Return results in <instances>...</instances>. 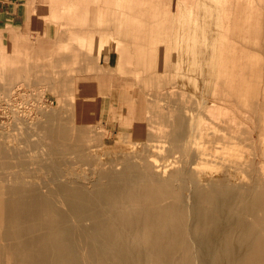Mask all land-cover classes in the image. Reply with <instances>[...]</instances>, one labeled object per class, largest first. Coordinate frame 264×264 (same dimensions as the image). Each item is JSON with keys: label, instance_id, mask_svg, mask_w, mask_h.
I'll return each instance as SVG.
<instances>
[{"label": "bare ground", "instance_id": "1", "mask_svg": "<svg viewBox=\"0 0 264 264\" xmlns=\"http://www.w3.org/2000/svg\"><path fill=\"white\" fill-rule=\"evenodd\" d=\"M234 1L183 0L193 25L201 17L196 27L201 40L190 25V41L178 2L161 14V26L158 18L142 17L135 4L143 0H116L115 20L131 38L135 64L150 71L138 72L135 86L125 99L121 92L115 106L101 87L91 85H107L112 73H84L65 61L63 74L36 54L13 57L0 44V80L10 82L17 71L41 72L68 92V101L50 109L41 105L40 116L24 125L11 102L12 88L0 86L9 118L0 119V264H264L262 70L254 99L248 88L237 92L245 122H251L244 130L231 106L222 111L218 103L187 98L183 90L167 88L169 79L157 70L171 59L213 99L221 91L232 94L235 89L220 87L216 77L232 82V67L238 65L226 55L235 50L227 32L245 36L244 27L258 26L261 13L252 0ZM161 32L164 36L146 48ZM108 38L78 41L100 54ZM46 64L50 76L44 74ZM158 94L167 98L165 106ZM26 136H32V154L19 151L18 138ZM243 140L252 155L240 148ZM215 141L221 151L209 153L208 142Z\"/></svg>", "mask_w": 264, "mask_h": 264}, {"label": "rangeland", "instance_id": "2", "mask_svg": "<svg viewBox=\"0 0 264 264\" xmlns=\"http://www.w3.org/2000/svg\"><path fill=\"white\" fill-rule=\"evenodd\" d=\"M137 1L138 0H135V2ZM155 1L157 2V0H143L142 3L135 4L137 9H142L141 13L144 15H142V17H144L148 22L152 19H156V22L159 20L160 22L158 21L159 23L157 22V24H161V26H163L164 20L162 18L165 13L164 11H167L169 7L173 8L175 6V3L178 2V4H180L179 9L185 10L181 23L183 26L187 27L185 29H188V34L185 30H183V34L185 33V38L188 37L189 40H192V38H190L191 28L192 32L195 33L196 37H199L201 40V35L203 34H198L199 30L196 28L199 26V23H201V17H195L196 24L193 25L191 23L193 19L192 17H188L189 14L187 12V9H185L186 7L183 4V0H158V4ZM252 1L253 5L257 6L261 10L259 18L260 22L258 23V26L254 25L256 24L255 22H251L249 23L250 25L245 26L244 30L248 29L247 32L244 33L245 36L241 34H231L229 33L230 31L227 32V37L235 46V50H227L226 55L229 58L234 59V61L237 60L238 62L237 66L232 67L234 72L233 81L229 83L225 81L223 77L221 78L220 75L216 76L219 80L218 85L220 87H232L235 89L233 90L232 94L224 95V91H221L218 99H213L211 94H205L200 90L199 84L192 85L189 82L188 69H181L172 65L171 59L169 60V65L157 69L161 71V74H159L160 78L163 79V77H165L166 79H169V82L165 85L167 88L176 91L183 90L184 92H186L187 98L188 94H190L191 96L198 97L201 101L208 102V104L218 103L219 108L222 111H228V106H231L236 117L238 116L235 121L237 123L236 125L242 127L241 130L246 129V125L251 122H245L246 111H244L243 104L239 103V97L237 93L239 91V87L248 88V93L250 94L249 100L254 99L252 97L254 89L257 85L260 86V83L256 79L259 70H262V72H260L263 75L261 77L263 83L259 87V90H262L263 88L261 87L264 86V0ZM152 2L154 4H152ZM234 2V0H231L232 4H234ZM46 3H50V6H48V10L46 12L44 26L39 28L42 33L30 36L28 38H24L20 43L16 41V45L12 38L3 37L0 32V44L5 47V49H7V52L10 55H13V57H22V55L26 52H29V54L33 53L40 57V61L51 63L54 69L60 70L62 73L63 71L65 72V68L68 66V64H65V61L74 62L72 63L75 68L74 70L83 71L84 73L87 71L98 72L101 71L100 69H104L107 72L112 73L114 77L112 81H108V83H111V87H108V83L107 85L103 83L97 85L95 82H92L91 85L94 88H97L98 86L101 87L104 92V99L110 100L114 106L117 105V103L119 102L118 98L121 92L124 93L125 99L128 95L129 90L135 86L134 79H136V74L138 75V72L142 74L143 71V75H145L150 70L144 67L141 68L140 65L135 64L136 55L132 52V49L130 47L132 42L131 38H129L124 33L122 27V29L120 30V27L118 26L117 21L115 20V17L120 10V6L118 5V3H116V0H46ZM229 3L230 1L227 4ZM193 9H195V6H193ZM172 18H175L174 15H172L170 18L171 29L174 26L173 24L175 22V20ZM190 25L191 27L189 28ZM258 27L260 30L259 32ZM210 28H212V26L206 27V29L208 30H210ZM161 34L162 32L159 35L153 37V41L151 40L150 42H146L145 47L151 48L154 44H156L154 42V39L162 38V36L164 35ZM88 36H109L108 42L100 54L97 53L96 47H92L89 50L85 45H83L84 47L81 46L78 41V37L88 39ZM243 37H245V39H243ZM199 38H195L197 39L196 42L198 43ZM178 40H176V42ZM138 42H140V40H138ZM157 42L160 43L159 41ZM170 42L172 44L176 43L174 41V38L172 37H170ZM117 48H120V50ZM132 63L133 65H131ZM257 64H261V67H258V70ZM51 65L46 64L43 66V69L47 72L44 73L45 76H50L48 71ZM134 67H136V69H134ZM153 70L155 71L156 68H154ZM62 73L61 75H59L60 77H62V75L64 74ZM43 76L44 75L41 72L26 76L23 75V73H19L17 71L12 75L10 82L5 83L4 81L0 80V86H9L12 88V92H14V94L11 98V102L14 105L18 106V116L19 118L24 120V125H26V123L28 124L29 121H33L40 116L38 114V108L41 105L46 109H50L51 107L59 106L60 104H64V102L68 101V92L65 91V85L57 84V82L54 81H52V83L50 79H47V76L44 78ZM180 78H183L185 82H181ZM141 82L142 81H140L139 83L141 84ZM142 84H144V82H142ZM90 92L94 93L95 90H91ZM158 96V103L160 104V106H165L167 104V98L162 94H158ZM234 102L236 104H233ZM5 107V98H3V95L0 91L1 120L9 119L7 113L5 112ZM219 118L220 116H218L216 120H218ZM239 118H244V121L239 120ZM151 124L155 125L154 122H152ZM112 128H115V126H113ZM98 131L99 130L96 129L93 132L98 133ZM224 132L225 131H217V133L222 134ZM29 133H33V131L30 130ZM243 135L244 134H242V136ZM18 136L20 137V134H18ZM31 138L32 136L18 138L20 142H22L24 139L26 140V143L24 142L25 140L22 143L19 142L18 146L20 152H25L27 154L33 153L32 144H30ZM211 147L213 148L211 149ZM240 148L249 152V155H252L251 153L253 149L247 140H243ZM220 151V141H215L211 143L208 142L209 153L218 154L220 153ZM31 159H34V157H31Z\"/></svg>", "mask_w": 264, "mask_h": 264}, {"label": "crops", "instance_id": "3", "mask_svg": "<svg viewBox=\"0 0 264 264\" xmlns=\"http://www.w3.org/2000/svg\"><path fill=\"white\" fill-rule=\"evenodd\" d=\"M46 0H2L0 32L20 43L22 39L42 33L46 17Z\"/></svg>", "mask_w": 264, "mask_h": 264}, {"label": "built area", "instance_id": "4", "mask_svg": "<svg viewBox=\"0 0 264 264\" xmlns=\"http://www.w3.org/2000/svg\"><path fill=\"white\" fill-rule=\"evenodd\" d=\"M1 3H2V0H0V5H1Z\"/></svg>", "mask_w": 264, "mask_h": 264}]
</instances>
